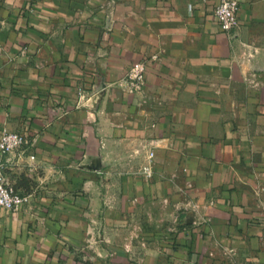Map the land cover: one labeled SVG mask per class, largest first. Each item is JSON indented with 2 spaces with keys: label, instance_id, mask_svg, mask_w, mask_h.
Returning <instances> with one entry per match:
<instances>
[{
  "label": "crops",
  "instance_id": "1",
  "mask_svg": "<svg viewBox=\"0 0 264 264\" xmlns=\"http://www.w3.org/2000/svg\"><path fill=\"white\" fill-rule=\"evenodd\" d=\"M217 1L0 0L6 175L35 183L0 264H264V0L231 33Z\"/></svg>",
  "mask_w": 264,
  "mask_h": 264
},
{
  "label": "built area",
  "instance_id": "2",
  "mask_svg": "<svg viewBox=\"0 0 264 264\" xmlns=\"http://www.w3.org/2000/svg\"><path fill=\"white\" fill-rule=\"evenodd\" d=\"M239 0H218L214 7V14L219 22L220 28L226 32H233L238 26ZM4 29V22L0 19V32ZM157 58L156 56L152 57ZM147 60H142L132 65L125 77L131 93L141 90L146 81ZM30 144L28 136L20 131L4 130L0 135V208L6 210H18L26 205L30 198L20 192L8 179L6 168L8 157L17 150L24 149ZM154 151L149 153V163L143 167L145 173L151 172Z\"/></svg>",
  "mask_w": 264,
  "mask_h": 264
},
{
  "label": "rangeland",
  "instance_id": "3",
  "mask_svg": "<svg viewBox=\"0 0 264 264\" xmlns=\"http://www.w3.org/2000/svg\"><path fill=\"white\" fill-rule=\"evenodd\" d=\"M2 132H3V129L0 130V135H1ZM28 178H29L28 176H25L24 175V176L21 177V180H19V182H16V184L13 183V182L12 183L15 184V185H17V186L20 185V186H23V187H27L29 190H31L35 183L34 182H30L28 180ZM157 236H161V235H157Z\"/></svg>",
  "mask_w": 264,
  "mask_h": 264
}]
</instances>
